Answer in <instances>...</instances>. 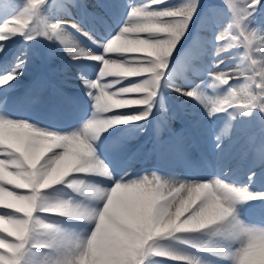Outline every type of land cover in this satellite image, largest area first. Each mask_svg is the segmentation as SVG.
I'll return each mask as SVG.
<instances>
[{
	"label": "snow or ice",
	"instance_id": "6c2138e0",
	"mask_svg": "<svg viewBox=\"0 0 264 264\" xmlns=\"http://www.w3.org/2000/svg\"><path fill=\"white\" fill-rule=\"evenodd\" d=\"M0 264H264V0H0Z\"/></svg>",
	"mask_w": 264,
	"mask_h": 264
},
{
	"label": "bare ground",
	"instance_id": "6f19581e",
	"mask_svg": "<svg viewBox=\"0 0 264 264\" xmlns=\"http://www.w3.org/2000/svg\"><path fill=\"white\" fill-rule=\"evenodd\" d=\"M90 0H87L86 2L88 3ZM89 4H91V3H89ZM94 24V23H93ZM83 38V37H82ZM188 119H190L191 120V117H189V118H187L186 120H188ZM179 123H180V126L178 127V129H180L181 128V122L179 121ZM197 132L198 133H200L201 135H206V136H209V135H211L213 132H214V129H212L211 127H209V128H205V129H203V130H197ZM155 133H154V129L153 128H149V130H148V134H147V136H145L144 137V139H147L148 137H151V136H153ZM255 134H259V131L258 132H256ZM161 136H162V138L164 139V140H168V138H169V133H167V131L166 130H164L162 133H161ZM195 137H194V135L192 134L191 135V139H194ZM199 155L198 156H200L201 155V152L200 153H198ZM158 161H157V156L156 155H153L151 158H149V163H148V165H146L148 168H151L154 164H156ZM142 165V164H141ZM141 165H139V166H141ZM166 166V165H165ZM174 169H175V166H174ZM243 171H244V169L241 171V179H243V177H242V175H243ZM174 174H176V173H174Z\"/></svg>",
	"mask_w": 264,
	"mask_h": 264
},
{
	"label": "rangeland",
	"instance_id": "374dc122",
	"mask_svg": "<svg viewBox=\"0 0 264 264\" xmlns=\"http://www.w3.org/2000/svg\"><path fill=\"white\" fill-rule=\"evenodd\" d=\"M86 1H87V0H86ZM95 2H96V0H90L88 3L94 4ZM122 2H123V0H121V3H122ZM219 2H220V0H217V3H219ZM93 23H94L95 27H96L100 32H103V31L106 29V27L108 26V25L104 24V23L101 22V21H93L92 24H93ZM108 23L111 24L112 21L109 20ZM81 39H83V38L81 37ZM85 42H87V41H85ZM186 117L189 118V116H186ZM186 117H185V118H186ZM179 126H180L179 120L174 121L173 124H172V127H174V129H175V127L178 128ZM166 131H167V130H166Z\"/></svg>",
	"mask_w": 264,
	"mask_h": 264
}]
</instances>
